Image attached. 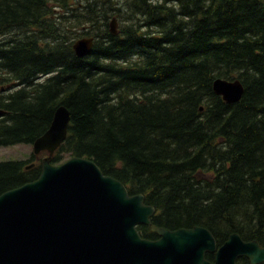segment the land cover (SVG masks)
<instances>
[{
  "label": "trees",
  "instance_id": "16d2710c",
  "mask_svg": "<svg viewBox=\"0 0 264 264\" xmlns=\"http://www.w3.org/2000/svg\"><path fill=\"white\" fill-rule=\"evenodd\" d=\"M218 77L240 80L237 102L213 93ZM0 84V146L31 144L64 105L51 163L92 160L157 226L264 247V0H0ZM26 165L0 160V194L37 177Z\"/></svg>",
  "mask_w": 264,
  "mask_h": 264
},
{
  "label": "water",
  "instance_id": "95a60500",
  "mask_svg": "<svg viewBox=\"0 0 264 264\" xmlns=\"http://www.w3.org/2000/svg\"><path fill=\"white\" fill-rule=\"evenodd\" d=\"M89 46L87 39L72 47L81 54ZM211 89L227 104L237 102L243 91L237 79L224 78L214 79ZM68 120L66 108L58 107L47 129L31 143L33 155L46 152L37 177L0 194V264H235L239 257L248 264L264 261L263 248L234 233L217 246L205 227L167 229L151 223L153 207L145 205L143 195H129L120 181L88 158L71 156L51 163ZM140 224L156 238L141 237L136 230ZM206 253L212 254L211 260Z\"/></svg>",
  "mask_w": 264,
  "mask_h": 264
},
{
  "label": "rangeland",
  "instance_id": "374dc122",
  "mask_svg": "<svg viewBox=\"0 0 264 264\" xmlns=\"http://www.w3.org/2000/svg\"><path fill=\"white\" fill-rule=\"evenodd\" d=\"M112 18H114L115 20L114 22H116V25H118L119 21L116 20L114 15L110 17L109 21H111ZM39 79H42V77ZM41 154L39 155V157L44 155V154L43 155ZM8 159L22 160L25 162V164H29L31 162L36 161L37 158L34 160V157L32 156L31 144L19 143V144L10 145V146H0V160H8ZM65 159L67 158L64 157L63 161Z\"/></svg>",
  "mask_w": 264,
  "mask_h": 264
},
{
  "label": "bare ground",
  "instance_id": "6f19581e",
  "mask_svg": "<svg viewBox=\"0 0 264 264\" xmlns=\"http://www.w3.org/2000/svg\"><path fill=\"white\" fill-rule=\"evenodd\" d=\"M109 26H110V32L113 34V35H117L118 34V25H116V22H114V21H109ZM6 34V33H5ZM87 39H89L90 40V46H89V48L85 51V52H83V53H81V54H77L76 53V51L74 50V52H75V54L77 55V56H83V55H85V54H88L90 51H91V49H92V46H93V43H94V38L93 37H86V36H82V37H80V38H78V39H76V40H74V42H73V44L75 43V42H77V41H79V40H87ZM73 44H72V46H73ZM73 48V47H72ZM77 49L76 50H79V47H76ZM218 78H221V77H218ZM225 79V78H224ZM237 79V78H236ZM227 80H233V79H227ZM238 81H239V83L241 84V82H240V80L239 79H237ZM1 85V84H0ZM3 85V84H2ZM243 84H241V86H242ZM10 86V85H9ZM5 87V86H4ZM0 91L2 92L3 91V86H1L0 87ZM6 91V90H5ZM0 92V93H1ZM1 95V94H0ZM60 106H63V107H65L64 105H60ZM60 106H58V107H60ZM57 107V108H58ZM56 108V109H57ZM66 108V107H65ZM55 109V110H56ZM66 110L68 111V114H69V110L66 108ZM5 112H6V110H4V109H2V108H0V118L1 117H3L4 115H5ZM69 120H70V115H69ZM69 120H68V123H69ZM68 123H67V125H68ZM63 143V142H62ZM60 145V144H59ZM58 145V146H59ZM44 153H42L41 155H43ZM39 157V156H38ZM41 157V156H40ZM37 160H38V158H37ZM31 163H33L34 165L33 166H35V165H37L38 163H36L35 161L34 162H31ZM30 164V163H29ZM119 181V180H118ZM121 182V181H120ZM122 183V182H121ZM123 184V183H122ZM124 185V184H123ZM124 187L126 188V186L124 185ZM127 190V189H126ZM129 194V193H128ZM129 195H132V194H129ZM145 205H148V206H152L153 207V212H152V216L154 215V213H155V208H154V206L153 205H149V204H146L145 203ZM151 216V217H152ZM151 217H150V222H151ZM152 223V222H151ZM234 234H236V235H238L239 236V234L238 233H236V232H233ZM240 237V236H239ZM241 238V237H240ZM148 239V238H147ZM242 239V238H241ZM243 240V239H242ZM245 242H247L246 240H244ZM248 241H254L257 245H258V247H260V248H263L264 249V247L263 246H261L260 244H259V242L257 241V240H248ZM240 258V257H239ZM245 258V257H244ZM238 259V258H237ZM236 261V260H235ZM262 262H264V261H262ZM260 263V262H259Z\"/></svg>",
  "mask_w": 264,
  "mask_h": 264
},
{
  "label": "flooded vegetation",
  "instance_id": "af4514ba",
  "mask_svg": "<svg viewBox=\"0 0 264 264\" xmlns=\"http://www.w3.org/2000/svg\"><path fill=\"white\" fill-rule=\"evenodd\" d=\"M2 85H0V87H1ZM37 158H38V155L36 156ZM39 160V159H38ZM38 161H37V159H36V163H37Z\"/></svg>",
  "mask_w": 264,
  "mask_h": 264
}]
</instances>
